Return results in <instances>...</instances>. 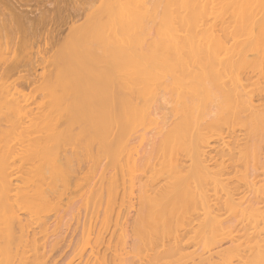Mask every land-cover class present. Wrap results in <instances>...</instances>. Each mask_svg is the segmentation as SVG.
I'll use <instances>...</instances> for the list:
<instances>
[{"label": "bare ground", "instance_id": "1", "mask_svg": "<svg viewBox=\"0 0 264 264\" xmlns=\"http://www.w3.org/2000/svg\"><path fill=\"white\" fill-rule=\"evenodd\" d=\"M25 1L0 0V264H54L62 244L63 264H264V0H56L33 18Z\"/></svg>", "mask_w": 264, "mask_h": 264}, {"label": "rangeland", "instance_id": "2", "mask_svg": "<svg viewBox=\"0 0 264 264\" xmlns=\"http://www.w3.org/2000/svg\"><path fill=\"white\" fill-rule=\"evenodd\" d=\"M31 1V2H30ZM30 1H25L26 3H25V5H23V10H25V12H26V10H27V12L29 13V17L30 18H33V17H35V15H38L40 12H41V10H43V9H45L46 11H53L54 10V8L56 7V3L58 4V2H60V0H58V2H56V0H36V1H32V0H30ZM82 1V0H81ZM81 1H79L78 0V2H81ZM84 1H86V0H83V2ZM87 1H89V0H87ZM82 2V3H83ZM90 2V1H89ZM68 3H70V4H73V2L72 1H68ZM96 2L94 1L92 4L94 5ZM85 4H87V3H85ZM85 4H83V5H85ZM89 4V3H88ZM88 4L86 5L87 7H89L88 6ZM96 6H97V9H96V11H94L95 12V14L96 13H98L97 15H99L100 16V13L102 12L103 13V9H104V7L102 6V8H101V11H100V13H99V9L100 8H98V6H99V2L97 3V4H95ZM25 6V7H24ZM95 6V7H96ZM85 7V6H84ZM94 7V6H93ZM93 7H92V10H95V7H94V9H93ZM141 10V9H140ZM94 12L92 13V16H93V14H94ZM96 15V16H97ZM96 16H94V17H96ZM99 16L97 17V18H99ZM61 19V18H60ZM60 19H57L58 21H60ZM95 22H96V20H94ZM56 24V26L57 27H55V29H54V31H53V34H52V31H51V33L50 32H48L49 33V39H48V41H46V42H48V44H47V47H46V53L49 55V56H51V55H53L54 54V52L55 51H58V50H60L61 49V46H60V44L59 43H57V37L59 36V33H61V35L60 36H62V30L63 29H65V26H63L62 25V22L60 21V22H57V23H55ZM133 25H135V22H130V24H129V31H131V35H132V29L134 30V28L132 27ZM136 31V30H135ZM47 33V34H48ZM133 33H134V31H133ZM52 36H51V35ZM130 35V36H131ZM134 35V34H133ZM132 35V36H133ZM48 36V35H47ZM59 38V37H58ZM132 37H129V39H128V42H127V40L126 41H124L123 40V47H122V49L121 50H123V51H121V53H119V58H117V60H116V62L118 63V61H119V63H121L122 61V64H117V65H121L122 66V68H124V67H126V65H129L132 61H133V59H135V57H132V54H131V49H133L134 47V43H133V41H135L134 39H135V36L132 38V40L129 42V40L131 39ZM147 42H146V44H144L143 43V45H142V49L143 50H147V49H149V41L148 40H146ZM161 42V40L159 41V43ZM128 45V47H127V45ZM130 44H132L133 46V48H131V45ZM130 45V46H129ZM160 45H162V44H160ZM125 46V47H124ZM159 47H162V46H159ZM44 48V47H43ZM147 54V53H146ZM116 57H118V56H116ZM132 60V61H131ZM127 63H125V62ZM147 61H149V60H146V62ZM146 62H144L145 63V65L146 66H148L149 65V62H148V64L146 63ZM120 66V67H121ZM124 66V67H123ZM120 67L118 66V72L121 70V71H123L124 73H122L121 71L119 72V74L121 73V75L123 76V74L124 75H128V74H126L127 72H126V70H125V68H124V70L121 68L120 69ZM141 68H142V65H141ZM118 72H117V74H118ZM109 74V73H108ZM117 74H114V75H117ZM121 75H120V77L119 78H121ZM122 77L121 79H118L117 77V79L116 80H118V83L119 82H121L122 84L124 83V85H123V88H121L120 89V87L122 86H120L118 83H116V84H118V86L119 87H117V85L116 86H114L113 85V87L110 85V86H108L107 88L109 89L110 87H112L113 89H114V91L115 92H113V90H111V89H109V91L111 92H113V94H115L116 95V93H117V95H116V97H118V96H121L122 97V95L124 94L126 97H124V99H130V98H133L134 96L136 97L137 96V87H136V80L134 79V76L131 78V77H129V75L127 76V77ZM145 77V76H144ZM110 78L111 79H114L115 80V77L114 76H110ZM129 78L131 79V80H129ZM122 79H124V80H127L126 82L124 81H121ZM130 82H129V81ZM144 80H146V78L144 79ZM17 82H19V84L17 83ZM145 82V81H144ZM16 83H17V85L18 86H20V87H18L16 84H15V86H17V87H15L14 86V90H11L12 92H15V90L17 91V90H19V91H17V93H19V95L17 94V96H23V95H28V92H29V95L28 96H32L33 95V92H35V90H33V89H31L32 88V86H28V84L26 83V81H25V79H18V81L16 80ZM126 83L128 84V85H126ZM130 83V84H129ZM112 84H114V81H113V83ZM13 85H14V82H13V84H11L10 85V87H9V89L11 88V87H13ZM105 85V84H104ZM124 86H128V87H126V88H129V86H130V88H129V91H127V89H124ZM99 87H103V86H99ZM106 87V86H105ZM117 87V88H116ZM17 88V89H16ZM19 88V89H18ZM41 88H42V86H41ZM41 88H39V90L41 89ZM90 88V87H89ZM106 88V89H107ZM12 89V88H11ZM38 89V88H37ZM46 89V88H45ZM91 89V88H90ZM94 90H96L97 88H93ZM33 90V91H32ZM48 90H50V89H47V91ZM21 91V92H20ZM41 91V93H42V91H43V89H41L40 90ZM40 91H38V90H36V92L34 93L35 95H33V96H37V94L39 95V93H40ZM100 91V90H99ZM108 91V90H107ZM107 91H104V92H107ZM107 92V94L106 95H109V93L110 92ZM32 94H31V93ZM44 92V91H43ZM92 92H94V91H92ZM103 92V91H102ZM104 92H103V94H104ZM111 92V93H112ZM122 92H123V94H122ZM128 92V93H127ZM20 93L22 94V93H24L23 95H20ZM97 93H99V92H97ZM94 94V93H93ZM92 93H91V96L93 95ZM95 94H96V92H95ZM101 94V93H100ZM16 95V94H15ZM90 95V94H89ZM98 95V94H97ZM102 95V94H101ZM110 95H112V94H110ZM115 95H113V97L115 98ZM132 95H133V97H132ZM94 96H96V95H94ZM104 96V95H103ZM98 97V96H97ZM99 97L101 98H99L101 101H102V103H103V101L104 100H106L107 98H109L110 96H104V99H103V97H101L100 95H99ZM112 97V96H111ZM110 97V98H111ZM94 100H95V98H93ZM93 99H91V100H93ZM90 100V99H89ZM101 101H99V105H100V107L99 108H101V106H102V104H101ZM93 102V101H92ZM95 103H97L98 102V100H96V101H94ZM89 103H91L90 101H89ZM87 104V105H90V109H92L91 111H95V112H93L92 114H94V113H96L97 111H98V103H97V108L95 107L94 109L95 110H93V108H91V104ZM104 103H105V101H104ZM93 105H94V103H92ZM97 110V111H96ZM99 110H101V109H99ZM102 111L103 110H101L100 112H98L99 114L98 115H100V114H102ZM97 115V114H96ZM69 236H70V233H69ZM76 237H77V233H75L73 236H70L69 238H68V240H75L76 239ZM69 250H70V252H71V248L70 247H66L65 246V244H62L61 246H59L58 248H56L55 246H54V249H53V258L51 259V262L52 263H54V264H63L64 262H66V260L68 259V253H69ZM70 254V253H69ZM66 264V263H65Z\"/></svg>", "mask_w": 264, "mask_h": 264}]
</instances>
